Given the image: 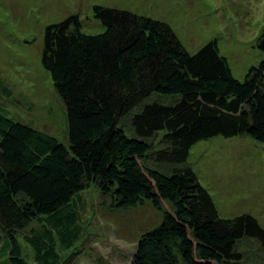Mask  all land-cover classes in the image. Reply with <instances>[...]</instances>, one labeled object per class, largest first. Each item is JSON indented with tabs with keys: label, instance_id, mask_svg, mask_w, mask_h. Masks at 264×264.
<instances>
[{
	"label": "trees",
	"instance_id": "1",
	"mask_svg": "<svg viewBox=\"0 0 264 264\" xmlns=\"http://www.w3.org/2000/svg\"><path fill=\"white\" fill-rule=\"evenodd\" d=\"M99 33H84L78 14L48 24L41 62L66 107L67 138L0 112V256L27 264L18 233L38 264H56V242L80 231L73 199L88 184L126 210L141 199L161 221L136 242L130 264H236L235 243L264 249V226L249 213L220 217L210 193L187 163L190 148L221 135L264 145L262 57L242 79L211 39L190 53L171 25L126 9L93 6Z\"/></svg>",
	"mask_w": 264,
	"mask_h": 264
},
{
	"label": "rangeland",
	"instance_id": "2",
	"mask_svg": "<svg viewBox=\"0 0 264 264\" xmlns=\"http://www.w3.org/2000/svg\"><path fill=\"white\" fill-rule=\"evenodd\" d=\"M134 11L168 22L192 53L216 38L233 76L242 79L262 52L257 36L264 25V0H0V112L15 121L68 140L66 107L42 66L44 29L78 14L84 33H99L102 23L93 6ZM187 163L214 200L220 217L249 213L264 226V145L246 135H221L190 148ZM73 199L78 239L56 242V264H130L139 237L158 224L172 205L160 208L141 199L129 209L114 208L109 194L88 184ZM33 220L18 233L27 264H38L22 235L39 229ZM243 259L236 264H264V249L254 239L235 243ZM1 247V244H0ZM0 264H8L0 256ZM213 264H217L214 263Z\"/></svg>",
	"mask_w": 264,
	"mask_h": 264
}]
</instances>
